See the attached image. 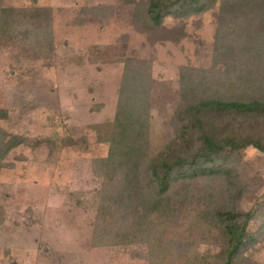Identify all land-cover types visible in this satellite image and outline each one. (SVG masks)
<instances>
[{
	"label": "rangeland",
	"instance_id": "1",
	"mask_svg": "<svg viewBox=\"0 0 264 264\" xmlns=\"http://www.w3.org/2000/svg\"><path fill=\"white\" fill-rule=\"evenodd\" d=\"M4 1L16 11L32 5ZM144 3L39 0L41 20L29 25L15 15L10 29L0 25V109L8 112L0 125L29 141L0 170V264H151L155 249L144 242L93 246L105 177L99 162L109 154L97 127L114 120L128 60L147 66L152 78L151 157L174 139L176 115L187 104L244 87L264 89V75L251 61L219 48L261 34L259 21L255 30L244 27V12L233 6L223 11V1L216 0L207 11L169 15L162 27L148 30ZM238 158L240 184H248L240 203L221 176L178 188L176 218L166 226L178 242L173 257L220 250L210 214L222 205L264 207V153L250 147ZM261 226L263 235L247 254L256 264H264V213L252 231ZM163 241L169 242L166 236Z\"/></svg>",
	"mask_w": 264,
	"mask_h": 264
},
{
	"label": "trees",
	"instance_id": "2",
	"mask_svg": "<svg viewBox=\"0 0 264 264\" xmlns=\"http://www.w3.org/2000/svg\"><path fill=\"white\" fill-rule=\"evenodd\" d=\"M26 1L32 5L16 11L0 0L2 28L10 29L15 15L28 20L29 25L41 20L44 10L37 6L39 0ZM215 1L145 0L140 12L147 29L154 30L162 27L169 15L179 18L201 13ZM222 1L223 11L233 6L244 12V27L252 24L255 30L258 21L264 25V0ZM224 47L229 48L228 54L239 51L263 78L264 28L261 34L251 33L248 41L241 44L219 45ZM137 63L126 62L114 120L97 127L99 134L106 137L109 154L99 162L105 177L93 246L129 247L144 242L148 249H155L151 252V264H256L247 254L263 235V226L257 233L252 231L253 223L264 213L263 204L261 209L253 207L248 211L229 204L211 214L209 210L203 212L205 221H209L210 214L217 232L214 240L220 250L215 254L197 250L178 255L179 261L171 253L178 242L169 238L166 226L176 218L172 202L178 188L196 180L224 177L235 203L244 199L248 184H240L244 177L237 172L241 171L238 154L250 147L264 153V89L259 92V88L244 87L239 92L231 91L232 96L215 93L187 104L176 115L178 128L174 139L156 157H151L148 140L152 78L147 66ZM6 119L7 110L0 109V124ZM25 144H29L28 139L9 134L0 125V170L7 156ZM165 236L169 242L163 241Z\"/></svg>",
	"mask_w": 264,
	"mask_h": 264
}]
</instances>
